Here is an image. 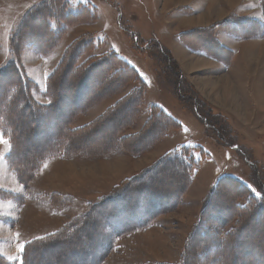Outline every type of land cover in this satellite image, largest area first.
Here are the masks:
<instances>
[{"label": "trees", "instance_id": "obj_1", "mask_svg": "<svg viewBox=\"0 0 264 264\" xmlns=\"http://www.w3.org/2000/svg\"><path fill=\"white\" fill-rule=\"evenodd\" d=\"M106 2L113 6L109 0ZM258 3L263 15L261 23L230 16L208 28L181 33L179 38L190 50L228 66L233 53L218 42L217 35L226 32L240 40L252 36L264 38V0ZM97 20V11L90 5L72 0H45L30 8L9 35L8 59L0 67V133L10 144L7 159L25 188L50 161L108 159L118 151L136 158L165 140L172 129L180 127L158 106L146 105L147 86L138 72L113 51L99 53L102 41L92 34L82 35L72 42L46 79L43 95L48 105L42 106L33 100L35 85L22 70L20 56L30 49L47 56L70 28ZM121 29L131 35L133 41L141 42L129 32L128 26L123 25ZM144 46L146 53L162 66L154 72V80L163 98L169 96L182 109L195 115L204 126L205 135H214L219 142L228 141L221 127L227 119L206 105L210 119L203 114L199 107L201 101L188 93V83L182 79L168 49L156 39L145 41ZM136 49L142 51L140 47ZM118 94L123 96L102 115L81 128L70 129L76 117ZM126 111L124 119L119 120ZM142 112L146 119L141 128L136 133L125 134L136 126ZM39 127L47 129L46 137L57 134L58 138L52 142V147L35 151L36 157L30 162H20L19 155L28 153L23 140L40 144L42 137L34 138ZM100 130L107 131V140L97 146L91 141L84 143L88 136L95 140L94 132ZM20 138L22 144L18 143ZM198 169V162L185 147L164 154L123 180L108 195L87 203L83 214L72 218L58 231L29 241L21 254L23 263L27 264L28 253L36 247L49 254L60 252L52 264H102L118 241L152 228L160 216L177 209L191 189ZM165 174L169 175L165 177ZM169 188L171 197L164 193ZM4 195L5 200L24 202L23 197L1 190L0 198ZM48 198L50 208L56 211H61L69 202V196L59 194ZM260 215H264V193L262 198H256L230 176L217 179L202 200L174 264H264V247L258 246L264 236L254 244L248 242L253 241L249 240L252 231L264 227ZM83 228L96 233L81 235L85 242L76 241ZM0 264H3L1 260Z\"/></svg>", "mask_w": 264, "mask_h": 264}, {"label": "rangeland", "instance_id": "obj_2", "mask_svg": "<svg viewBox=\"0 0 264 264\" xmlns=\"http://www.w3.org/2000/svg\"><path fill=\"white\" fill-rule=\"evenodd\" d=\"M43 1L45 0H0V67L2 65H5L8 59V39L11 31L14 30L22 16L30 8ZM72 1L94 7L97 11L99 19L91 24H78L77 26H73L72 28H70V30H68L64 37L60 40L58 46L55 47V49H53L52 52L47 56H41L33 49L24 51V53L20 56L19 63L28 79L35 85L34 89L32 90V98L35 102H37L36 97L38 99L43 98V94H45L44 90L46 79L52 72L53 68L57 66L58 62L63 57L67 47L77 38H79V35L84 32L90 33H84L82 35H94V33H97L100 41L104 43V46L101 43L103 49H106V46H108V49L115 51L116 55L120 59L127 62L138 72L141 80L147 86L146 104L155 105L161 108L169 117L176 121L180 125V127L177 129H172L168 133V136L165 140L158 143L152 150L143 153L147 154L139 159H133L127 154H124L120 151H118L116 154H114V156L110 158L119 156V158H114L113 162L123 159L128 171L132 173L133 171L147 167L151 162L157 160L166 153L179 151L181 147H185L186 149H188L193 159L198 162L199 169L197 175L193 180L191 189L188 191V194L183 197L177 209H175L173 212L160 216L157 219L156 225L153 226V228L149 231H143L139 234L137 233L118 241L115 250L108 255V257L102 264H104L105 261V264H146L154 262L174 264L179 259L178 256L180 253V249L182 248L183 242L188 234L189 229L196 220L202 200L207 195L208 191L214 185L217 179L224 176H230L243 184L249 194L253 197L262 198L263 196L264 60H262V67L257 68L256 64L253 65L252 71L254 70V75L250 80V85L245 83L242 86L235 85V80L232 81L230 77L227 76L208 79L205 77H198L197 75H195V72H192V74L189 75L190 78L187 79L184 73L179 68L182 74V79H184L188 83V88H186L188 93L195 95L199 99V101H201V105H199V107L201 111L203 110V114L208 119H210L209 116L211 115L208 114L207 111H205L207 110L206 106L213 108L214 111L218 113L221 112H219L215 108L220 107L233 114L230 115L225 111L224 113L226 115L221 113L227 119V122H222L223 124L221 125V127L224 129L225 136L228 138V141L219 142L218 139L214 137V135L207 136L204 134V126L195 117V115L182 109L169 96L167 99H164L158 91L154 80V72H157L158 68L161 70L162 66L156 59L150 57L149 53H146V48H144L145 41L149 39H156L159 42L163 43L161 37L159 36L163 21H160L159 19L155 0H109V3H111L113 6L109 5L106 0ZM161 1L164 5L168 4L166 7L170 8L176 6V4L179 3L175 2V0ZM182 2L187 3L188 1L181 0L180 3ZM257 4L260 8L259 3ZM241 17L249 20V18H247L246 16ZM262 19L255 21L261 23ZM123 25L128 26L129 32L140 38L141 42L138 43L136 41H133V37L121 29ZM224 33L230 36L235 41H241L240 39H236L226 32ZM247 40L259 41L264 40V38L252 36L250 38H247L245 41ZM136 47L142 48V51H138ZM263 48L264 46H261L259 50L264 51ZM88 56H86V58ZM261 58H264V53ZM230 64L231 63H229L228 65L230 66ZM246 75L248 74L246 73ZM192 80H195V83L191 82ZM223 87L225 88L226 93L220 92ZM243 87L250 93V95L246 94L249 97L248 101H245L244 99L241 100L240 95L243 94ZM216 88L218 90H215L213 92L211 91ZM67 92L68 90H65V93ZM231 92L232 97L231 94L228 95ZM119 98L120 96H109L105 98L98 104L94 105V107L89 112L76 117L73 120L70 129L81 128L87 125V123L89 124V122L93 121L95 117L103 113ZM254 99L259 102L258 106L255 105ZM48 103L49 102H47L46 104H38L46 106L48 105ZM60 108L64 110L65 106L60 105ZM126 114L127 111L121 114L119 116V120L124 119ZM143 119L144 118L141 116L140 120L138 121V127L136 128V130L143 123ZM15 129H17V126H15ZM37 131L38 132H36L37 134L34 135V138L42 137V140L40 139L39 141L41 145H34L29 141L23 140V144H25V148L28 150V153L19 155L20 162H30L36 157L35 151H40L44 148L52 147V142L56 141V138H58L57 134L52 136L48 135V137H46L48 131L44 127H39ZM100 131L94 132L95 140L93 139V136H88L84 138V143H90L91 141L97 146V144H99L100 142L107 140V131ZM0 137L4 141V143H0V145L2 147L1 152L4 155V162L2 167L3 169H5V172L0 173V182H6L8 185H12L11 181H13L16 187L19 186V189L21 190L20 193H13L10 190L5 191H9L12 195L21 196L23 197L22 200H24L22 204H19L17 200L14 199H12L11 201L9 199L5 200L6 195L0 198L2 202L10 201V203L15 205L17 209L16 211L14 210L15 215L12 216L11 214H9L10 216H8L7 218L9 220H12V218L14 217L15 222H12V226L16 224L17 220H19V222H21V224L18 225L20 228H27L29 225L38 224L40 222L44 223V226H48L44 228V233L39 232L36 236H41L43 234L45 236L51 232H54L55 226L57 224L55 223L54 218H50L53 216L48 214V212L52 213L57 211L50 208L48 203L49 195H45L44 198H42V195H39L40 193H32L33 189L35 188L33 184L35 179H33L26 188L18 181L7 159L8 154L10 153V144L1 133ZM30 137H32V135H30ZM30 141H33V138ZM45 142L46 145L44 144ZM18 143L22 144V138L18 139ZM17 159L18 158H16V160ZM65 161H62L61 163H66ZM105 163L106 165L102 163L95 164L97 167L91 166L88 168V170L84 171L76 170L73 166L68 164L61 165L58 169L67 170L66 176L62 178L66 181L76 179L82 173L99 175L104 179L111 180L110 174L114 173L111 168L112 163ZM80 165L89 166L88 164ZM44 166L42 168H44ZM104 166L107 167L105 168ZM42 168L40 169V171L42 170ZM40 171L38 172V174L40 173ZM56 172L57 174H54V178L60 179L59 177L61 172L58 173V170ZM139 172L140 171H138L137 173ZM6 173L12 180H7ZM38 174L36 175V177L38 176ZM135 174L131 176H134ZM166 175L169 174H165V177ZM130 177H127L126 179ZM51 178L52 175L45 181L49 183ZM122 181L113 182V186L109 188L106 180H101V184H99L97 188H102L103 190H98V194L95 195L94 193L88 194L87 196H85L86 198L80 196L84 195V188H81V194L78 196V198L69 196V202L59 212H61V215L62 213H65L66 218L68 219V221H70L72 218L84 213L87 203L94 202L96 199L108 195L109 192H111L113 188L121 184ZM65 185H67V183ZM1 190L4 191V189L0 188V191ZM29 192L32 194H30ZM164 193L170 195V197L172 195L170 188L165 190ZM28 202H31L29 203L30 205H38L41 209H44V212L53 222L49 220L48 222L50 224L48 225L44 222V217H46L45 213L43 218L35 213H25V216H22L21 218L19 217L18 219V208ZM0 210L13 211L11 209V206L1 207ZM37 217L40 219H37ZM260 217L264 219V215H260ZM8 219L0 214V222H8ZM99 220H101V218H99ZM66 223L67 222H65V224ZM262 226H264V223ZM9 228L10 226L8 225L6 231H4V229H0L4 232L0 234V252L6 253V255L8 254L10 256L5 257L0 253V260L3 264H24L23 257L21 256L22 253H18L17 251V244L15 245V242L10 243L11 237L9 240V236H11L13 229L11 230ZM91 232L96 233L92 229L83 228L80 231V235H78L80 236V238H76V241L80 239V242H85L86 240L84 239V237H81V235L86 236V234L89 235L91 234ZM260 236H264V227L261 226L251 232L249 240L253 241L248 242H252V244H254ZM26 244L23 245L25 246ZM258 246H261L263 248L264 241H261ZM248 248L250 249V247ZM38 254L40 255L38 256ZM59 255L60 252L55 254H52L51 252L49 254L48 252H44L43 249L35 247L30 250V253H28L29 261L27 262V264H29L30 262V264H33V262L37 264H52L53 258ZM76 261L77 259H75V262Z\"/></svg>", "mask_w": 264, "mask_h": 264}, {"label": "crops", "instance_id": "obj_3", "mask_svg": "<svg viewBox=\"0 0 264 264\" xmlns=\"http://www.w3.org/2000/svg\"><path fill=\"white\" fill-rule=\"evenodd\" d=\"M38 1H40V0H38ZM180 1L181 0H175V2H179V3H177L176 6L171 7V8L166 7L168 4L164 5L161 0H155V3L157 5L159 19H160V21H163L162 29L159 32V36L161 37V39L163 41L162 44L168 49L171 57L173 58V60L177 64V66L180 68V70L184 73L186 78L189 79L190 78L189 75L192 74V72H195V75H197L198 77H201V78L205 77L208 79H210V78L214 79V78H220L223 76L224 77L227 76V77H230V79L232 81L235 80V82H234L235 85L242 86L245 83L250 85V80L252 79V77L254 75V70L252 71L253 65L256 64L257 68L263 66L262 60H264V58H261V57L263 56L264 51H260L259 48H261V46H264V40H259V41H256V40L248 41L247 40V41H245L246 40L245 39V40H241V41H235L230 36L225 34L224 32L218 33V35H217L218 42L224 48L230 50L233 53V58L230 62L231 63L230 66L229 65L224 66L220 62H218V61H216L210 57H207V56H205V55H203L197 51L190 50L186 45H184L181 42L179 35L181 33L188 32L190 30L208 28V27H210V26H212L218 22L223 21L224 19H227L230 16H235V17L239 16L240 18H242L241 16H246L249 19L261 20L262 19V12H261L260 8L258 7V4H257L258 1L257 0H187L188 1L187 3H183V2L180 3ZM161 7H163V8H161ZM84 33H90V32H84ZM84 33H82V34H84ZM91 33H93V32H91ZM82 34H80L79 36H82ZM94 35L97 36V33H94ZM79 36H77V37H79ZM101 43L104 46V43L103 42H101ZM103 46L101 45L99 53H106L109 51H113L111 49H108V46H106V44H105L106 49L105 48L103 49L102 48ZM263 50H264V48H263ZM113 52H115V51H113ZM196 61H197V63H196ZM246 73L248 75H246ZM191 82L195 83V80H192ZM215 90H218V89L216 88V89L211 90V91L213 92ZM220 92L226 93L225 88L223 87V89H221ZM230 94L232 97V92L229 93L228 95H230ZM246 94L250 95V93L248 91H246V89L243 87V94L240 95L241 100L244 99L245 101L246 100L248 101L249 97ZM114 96H120V98H121L123 96V94H118V95H114ZM36 99H37L36 100L37 103H40V104H46L48 102L44 96L42 99H38L37 97H36ZM145 103H146V100H145ZM211 104H214V103H211ZM146 105H148V104H146ZM215 109H217L219 112H221L223 114H225L224 113V111H225L228 114L233 115L231 112L226 111L225 109H222L220 107H217ZM103 113L99 114L97 117H99ZM141 116L144 118L143 119V123H144L146 116L143 114V112H142ZM141 116H140V118H141ZM97 117H95V119ZM140 118L138 119V121L140 120ZM91 122H89V123H91ZM143 123L141 124V126L143 125ZM141 126L136 130V128L138 127V122H137L136 126L133 129L126 131L125 134L136 133L141 128ZM1 149H2V147L0 145V173L5 172L4 171L5 169H3V167H2L3 162H4V155L1 152L2 151ZM146 154H143V155L136 157V158H134V157H131V158L139 159V158L145 156ZM114 158H119V156L114 157ZM114 158L99 159V160H96V159L95 160L74 159V160H67V161H65V160H54V161L48 162L44 166V168H42V170L40 171L38 176L35 178L36 182L35 181L33 182L35 188L33 189L32 193H34V194L40 193L39 195H42V198H44L45 195L48 196L51 194H59V195L71 196V197H77L78 198V196L81 194L80 189L84 188V195H80V196H83L84 198H86L85 196H87L88 194L94 193V195H95V194H98L97 193L98 190H103L102 188H97V186L99 184H101L100 183L101 180H106V182L109 185V188H111L113 186V182L122 181V180L126 179L127 177H130L131 175H133V174L137 173L138 171H141L142 169H144V168H141L140 170H136V171H133L132 173H130L128 171L126 164H125L123 159H121L119 161L116 160L113 162ZM62 161H65L66 163H61ZM97 161H101V162H97ZM105 162L112 163L111 168H112V171H114V173L110 174L111 180L104 179L103 177H101L99 175H91L88 173H82L79 175L78 178L66 181L65 179H62V178H64V176H66L67 170H59L58 169L61 165L68 164V165L73 166L76 170H83L84 171V170H88V168L91 166L97 167L95 164H98V163H102V164L106 165ZM153 162H151L148 166H150ZM74 163H77V164H74ZM80 164H88L89 166H84V165H80ZM104 167L106 168L107 166H104ZM67 168H69V167H67ZM79 168H83V169H79ZM60 169H62V168H60ZM57 170H58V173L61 172L60 177H59L60 179L54 178V174L55 173L57 174V172H56ZM51 175H52V178L50 179V181L48 183L45 180L48 177H50ZM6 176H7V180H12V179H10V177H8V174ZM11 182H12V185H8L6 182H0V188L4 189V191L10 190L13 193H15V192L20 193L21 190L19 189V186L16 187L14 185L13 181H11ZM39 183H41V184H39ZM66 183H67V185H65ZM7 192H9V191H7ZM32 193H30V194H32ZM103 193H101V194H103ZM29 203H31V202H28L25 205L20 206L18 208L19 209V214L17 216L18 219H19V217L21 218L22 216H25V213H28V214H34L35 213L38 216H41L43 218L44 213H45L44 209H41L38 205H30ZM7 206H11V209L13 211H2V210H0V214L3 217H6V219H8L7 218L8 216H10L9 214H11L12 216L15 215V211L17 210L15 205L11 204L10 201L2 202L0 200V208L1 207H7ZM48 214L53 216L50 218H54V221L57 224L55 226V231H57L61 226H63L65 224V222H68V219L66 218L65 213H62V215H61V212L57 211V212H52V213L48 212ZM45 216L46 217H44V222L47 223V225H48V224H50L48 221L51 219L49 218V216L46 213H45ZM37 219H40V218L37 217ZM13 221H14V217L12 218V220L8 219V222H5V221L0 222V229H4V231H6V229L8 228V225H9L10 226L9 229H11V230L13 229L11 236H9V240L11 237L10 243L15 242L14 244L15 245L17 244V246H18V244H26L27 242H29L31 240L44 237V234L41 236H36V235H38L37 233H39V232L44 233V231H43L44 228L48 227V226H44V223L40 222L38 224L29 225L27 228H20L18 225L21 224V222H19V220H17L16 224L12 226ZM152 228H150V229H152ZM150 229H147L144 231H149ZM54 232H51L49 234H52ZM141 232H143V231H141ZM141 232H138V234ZM2 233H4V232L2 230H0V234H2ZM135 234H137V233H135ZM135 234H133V235H135ZM1 254H3L5 257L10 256L8 254L6 255V253H1ZM105 263H106V261H105Z\"/></svg>", "mask_w": 264, "mask_h": 264}, {"label": "snow or ice", "instance_id": "obj_4", "mask_svg": "<svg viewBox=\"0 0 264 264\" xmlns=\"http://www.w3.org/2000/svg\"><path fill=\"white\" fill-rule=\"evenodd\" d=\"M0 143H4V141L2 140V138H0ZM24 250H25V246L23 244H18V246H17L18 253H23Z\"/></svg>", "mask_w": 264, "mask_h": 264}, {"label": "bare ground", "instance_id": "obj_5", "mask_svg": "<svg viewBox=\"0 0 264 264\" xmlns=\"http://www.w3.org/2000/svg\"><path fill=\"white\" fill-rule=\"evenodd\" d=\"M253 102V101H252ZM254 103H255V105L256 106H258L259 105V102H257L255 99H254ZM73 110V109H72ZM70 112V111H69ZM68 115V114H67ZM68 116H70V115H68ZM68 118V117H67ZM66 118V119H67ZM66 121V120H65ZM24 122V121H23ZM33 123V122H32ZM62 123V122H61ZM57 124H55V126H56ZM115 126V125H114ZM27 129V128H26ZM60 129V128H59ZM46 138V137H45ZM31 140V139H30ZM29 143V142H28ZM31 144V143H30ZM41 145V144H40ZM31 146V145H30ZM174 180V179H173ZM175 181V180H174ZM174 183V182H173ZM172 184V183H171ZM68 246V245H67ZM78 249V248H77ZM85 249V248H84ZM60 250V249H59ZM82 250V249H81ZM79 251V250H78ZM60 256V255H59ZM58 256V257H59ZM62 258V257H61ZM66 258V257H65ZM63 259V258H62ZM69 259V258H68ZM56 261H57V259H56ZM59 261V260H58ZM61 261V260H60ZM66 261V260H65ZM69 262V261H68ZM58 264V263H57Z\"/></svg>", "mask_w": 264, "mask_h": 264}]
</instances>
